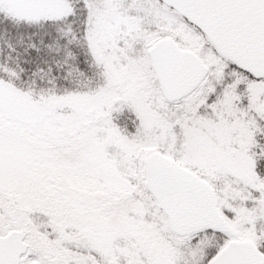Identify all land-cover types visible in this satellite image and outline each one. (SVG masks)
Here are the masks:
<instances>
[{
  "label": "snow or ice",
  "instance_id": "6c2138e0",
  "mask_svg": "<svg viewBox=\"0 0 264 264\" xmlns=\"http://www.w3.org/2000/svg\"><path fill=\"white\" fill-rule=\"evenodd\" d=\"M0 264H264V0H0Z\"/></svg>",
  "mask_w": 264,
  "mask_h": 264
}]
</instances>
